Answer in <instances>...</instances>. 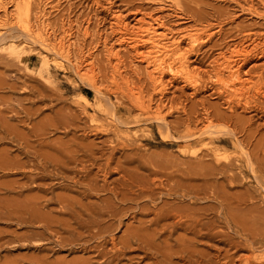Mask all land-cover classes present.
<instances>
[{
	"label": "bare ground",
	"instance_id": "obj_1",
	"mask_svg": "<svg viewBox=\"0 0 264 264\" xmlns=\"http://www.w3.org/2000/svg\"><path fill=\"white\" fill-rule=\"evenodd\" d=\"M32 1L27 0V3L30 4ZM248 1H250L248 5L252 4L250 5V12H253V14L257 11V8L254 7L257 2L264 7V0ZM96 5H98V2ZM103 12L109 22L110 35L106 36L105 40H103L104 42H102L105 46L106 54L105 64H101L102 66L98 67L100 71L97 73L101 75L96 74L97 76L92 77V79L89 78L91 81L89 87L95 91L98 97L99 105L94 110H97V113H106L109 120H111L114 118L115 113L113 114V112L117 113L123 109L128 113L129 118L125 121L118 119V124L128 126L127 128H131V126L135 127L133 129L139 128L138 131H142L140 126H145L149 122L150 124L156 122L160 126L159 133L165 141L170 138L169 135L171 134V125H169L170 123L168 124V118L177 114L178 117H176L182 126V141L178 139V141L182 142V145L177 151L184 165L181 166L180 164L177 165L163 160L150 163H144L143 161V163H139V166L131 168L135 164L128 154L132 146L122 140L130 131H120L123 127L120 128L114 121L109 122L107 125L98 123V117L95 114H89V108L92 107L91 101L82 93L80 94L81 100L77 103V106L81 108L80 112L84 117L83 119L89 121V126L85 125L81 129L80 137L74 136L72 140L75 144L73 145L74 150L71 149L73 152L65 150L58 155L59 157L53 154L51 156L53 159H50V157L46 158V154L37 155L40 156V160L33 165L31 170L33 168L34 170L30 174L24 173L25 176H29L25 177L26 180L23 177L22 179L26 181V185L29 182H34V184L37 181L46 182V184L42 183L43 185L41 184L36 188L42 193L55 190L54 187L56 185L60 189H70V195H73L70 196V209L68 206L69 202L59 196L55 198L58 202L57 204H59V209L70 211L68 212V214L70 213V227L68 228L70 232L68 233H70V237L75 236L72 243L74 245L77 243L83 244L81 247L83 252L88 250L96 251L95 253H98L97 257L102 260L101 264H119L122 259L134 254H142L141 256L139 255V258L135 257L138 260V264H218L221 257H223V250L215 246L207 247L206 252L199 250L200 239L204 238V235L202 234V228L199 229L203 220L199 213H203V210L196 208L198 201L201 200L197 191H200L201 187H203L202 195L204 194L205 200L207 198L210 203L207 211L210 212L207 215V220L209 221L207 225L208 234L206 233L207 237L204 239L207 238L210 241H214L218 237V232H215L214 227L216 224L214 219H216L218 212V208L214 205L215 196H217L214 191L215 182L218 180L217 176H225V181L232 185L237 178L232 173L234 168H237L241 174L251 172L255 175L257 181L259 179L258 174L260 171L254 162L257 157L264 156V62L259 64L260 66L256 64L264 60V34L262 36V34H252L250 31H248L249 33L244 32L245 34L240 35L241 37L237 40L225 43L219 49V52L213 53L211 51V54H207L209 51L207 53L204 51L205 54L203 55L202 47L208 43L207 40L206 42L204 41L203 37L208 36V32L216 25L207 23V26L204 25L205 27H202L200 25L201 27H199L198 24L192 28L174 32L160 16L157 17L141 10L134 12L130 17L124 16L118 10H114L113 6L105 7ZM258 12V15L261 14ZM4 14V18L0 17V26L1 24L5 26V22H9L11 19L8 13ZM29 15H31L29 7L26 10H22V13L19 14L20 19L22 17L25 19L26 17L25 24L20 27V30L21 28L24 29V35L25 37L27 36L26 39L30 37V40H34L45 53L54 54L59 46H64L62 41H58V30L49 27L50 25L45 26L44 24V28H42L41 24L37 31L34 30L35 28L30 27ZM42 15L45 16L46 14ZM261 16L264 19V14ZM13 19H16V17ZM30 19L32 18L30 17ZM13 21L15 22V20ZM39 22H41V18ZM62 25V30L69 36L66 25ZM219 26L217 25V27ZM70 31L72 30L70 29ZM83 36H90L87 29ZM211 36L209 35V40L212 39ZM2 37L0 36V39H3ZM63 39L61 38V40ZM110 41H114L120 50L122 49L126 52L125 56H128L129 63H127V57L124 58L122 52L123 56H121L120 50L117 51L115 50L116 47L109 46ZM72 47L73 45L70 44V49H73ZM57 54L59 53L57 52ZM41 55L45 59L44 62H47L44 53ZM68 56L70 57V55ZM79 59L75 62L71 61L70 58V65H72L73 72H75L77 77L82 79L89 76L86 74L88 72L86 70L90 67V64L92 65L90 63L92 57ZM19 63L27 66L25 60ZM251 63H254V65L250 67L249 64ZM248 66L250 68H247ZM171 85L180 88L179 101H185L184 104L190 98L196 99L199 95L209 94V98L198 101L196 105L199 110L195 109L197 110L196 113H189L187 105L181 104L182 102L175 104V99H172L171 103L168 101ZM111 97L121 102L120 104L123 107H117L118 105L115 106V103L111 104L109 101ZM210 98L216 100L215 103L211 102L212 104H210ZM104 106H106L107 110L106 108L104 109ZM112 107L114 109H109ZM195 110L193 111L195 112ZM133 113L136 114L133 115ZM248 114L251 116L249 115V117L245 118ZM70 127H72L71 124ZM111 133L117 139H121V144L118 143L120 145L117 144L118 146L106 148V141H101V145L97 143L98 139L108 138ZM127 136L128 138L131 137L130 140L133 138L131 135ZM92 137L94 140H91ZM96 140L97 142H95ZM136 140L138 141L137 137ZM131 141H134V138ZM85 142L87 143L84 144ZM230 144L236 150L235 155L229 154L228 145ZM118 154L119 157L117 156ZM206 158L210 159L211 163ZM203 166H207L205 171L202 170ZM16 167H11V169L14 170ZM25 167L22 166L23 169ZM66 173L70 174V176H66ZM210 179H214L213 183L209 182ZM56 180H62V182L56 183ZM47 181H51L54 184H47ZM27 186L29 187V185ZM93 197L96 198L97 204L94 205L93 202L84 203L85 200ZM188 198L191 202L185 205L184 202ZM172 199L177 201L171 202L170 200ZM55 202H53V205H55ZM47 204L46 208L48 207ZM41 205L43 206V204ZM48 209L51 210L50 208ZM41 210L46 209L42 208ZM218 210L222 209L219 208ZM51 212L54 213L55 211L51 210ZM49 216H46V218ZM208 216H211V218L209 219ZM11 217L13 216L11 215ZM17 218L19 219V217ZM31 221L29 220V222ZM33 224H37L36 221ZM68 224H65V226ZM49 227L48 229H51ZM68 229L66 228L67 231ZM61 230L65 229L62 227ZM48 231L51 232L49 235L57 239L56 243L60 247L62 243L60 230H55L56 232L54 233L52 230ZM121 232L123 234L118 236V233ZM180 233H184V235ZM93 241L96 243L95 246H85L90 242L94 243ZM135 258H130L129 256L128 260L133 261ZM255 260L256 264H264V260L259 258H255ZM135 262L134 260V264H136ZM82 263L85 264L86 261ZM249 264L251 263L249 262Z\"/></svg>",
	"mask_w": 264,
	"mask_h": 264
},
{
	"label": "rangeland",
	"instance_id": "obj_2",
	"mask_svg": "<svg viewBox=\"0 0 264 264\" xmlns=\"http://www.w3.org/2000/svg\"><path fill=\"white\" fill-rule=\"evenodd\" d=\"M97 2L101 7L96 5ZM249 2L250 1L248 0H33L31 2L33 4L32 5L31 3L28 4L27 0H0V17L4 18V13H8V16H10L9 18H11V22L9 21L11 24L9 22H5L6 25H3L4 27L2 24V27L0 26V36H3V39H0V154H2L0 155V264H84L82 263L83 261H86L88 264L102 263V260L97 257L98 253H95L96 251L93 250L92 252V250H88L83 252L81 248L83 244L77 243L74 245L72 243L75 236L70 237V233H68L70 232V229H68L70 227V213L68 214V212L70 211H62L59 209V204H57L58 202L55 198L59 196L60 198H63V200L69 202L68 206L70 209V196L72 195H70V189H60L58 188L59 186L56 185L54 187L55 190L48 191L50 194L48 192H39L38 189H36L37 186L42 183L46 184V182L37 181L36 184H34V182H29L27 184L29 185L28 187L25 183L26 181L24 180H26L29 175L25 176L24 173L30 174V172L34 170V168L31 170L33 165L38 163L40 160V156L37 155L46 154V158L50 157V159H53L51 157L53 154L56 157H59L58 155L65 150L73 152V145L75 144L72 140L74 139V136L80 137L81 129L85 127V125L89 126V121L87 119H83L84 117L80 112L81 108L77 106V103L81 100L80 94H85L91 101L92 107L89 108V114H95L99 121H102H98V123L107 125L109 122L114 121L115 124H118V119L125 121L129 118L128 113L123 109L117 113L113 112V114H115L114 118L111 120H109L106 113H97V110H94V108H97V105H99L98 97L95 91L89 87V84L91 83L89 78L92 79V77L97 76L99 74L97 72L100 71V68L98 67H101V64H105L104 59L106 50L102 42H104L103 40H105L106 36L110 35L109 22L105 17L106 15L103 12V9H105V7L113 6L114 10L120 11L127 17H130L138 10L157 17L160 16V18L164 19L163 21L168 25V27L174 30V32H180L183 31L182 29L185 30L190 27L192 28L194 25L198 24L199 27H201L200 25L205 27L204 25L207 26L208 24L216 25L213 26L210 32H208V36L203 37L204 41L206 42L207 40L208 43L202 47V53L204 51L206 53L209 51L207 54H211L212 52H219V49L222 48L225 43L237 40L245 33H249L248 31L252 34H262L263 36L264 19H262L263 17L261 15L264 14L262 13V11H264V7L259 2L255 1L259 5L257 3L254 4L257 11L253 14V12H250V5L252 4L250 3V5H248ZM28 7L29 13L31 11V15L28 17L29 25L31 23L30 27L33 29L35 28V31H37V28L41 24L42 28H44L45 24V26L50 25L49 27H52L54 30H58V41H62L64 46H59L56 53H45L42 51L41 47L34 42V40H30V37H28L29 39H26L27 36L25 37L23 28H21L22 31L20 30V27H22L26 22V17L25 19L24 17L20 19L19 14L22 13V10H26ZM43 11H46L47 13ZM41 12L46 15L43 16ZM257 12L261 13L259 14L260 16ZM14 17H16V19H13ZM30 17L32 19H30ZM40 18L42 23L39 22ZM12 19L15 20V22ZM62 24L66 25L69 36L62 30ZM217 25L220 26L217 27ZM15 27L19 32L15 29ZM70 29L72 31H70ZM86 29L90 33L89 37L83 36ZM209 35L212 38L210 39L211 41L209 40ZM61 38L66 39H63V41ZM70 44L73 45V49H70ZM115 45L114 41H110L109 46L116 47L115 50L119 51L120 48ZM14 50L16 51V54L14 53ZM57 52L59 54H57ZM121 52L123 53L124 58L127 57L126 61L128 60L127 63H129L130 60L128 59V56H125L126 52L122 49L120 50V53ZM43 53L47 58V62H44L45 59L43 55H41ZM122 53L121 56H123ZM68 55H70V57ZM90 57H92L90 60L92 65L88 63L90 64V67L86 70L88 71L86 74L89 76L80 79L77 77L75 72H73L74 69L72 68V65H70V58L71 61L76 62L77 60H80L79 58L84 59ZM24 60L27 62V66L23 63H19ZM263 62L264 60L260 61L256 65L260 66L259 64H263ZM249 65L251 67L254 63ZM250 67L248 66L247 68ZM100 75L101 74H99V76ZM178 88L179 87L177 86H172V88L169 89L168 101L171 103V100L175 99V104H179V102L184 104L185 101H179L181 92L180 88ZM207 98H209V94L199 95L196 99L190 98L184 105H187L189 113H196L197 110H199L196 103L203 99L207 100ZM109 101L111 104L115 103V106L118 105L117 107H123V105L120 104L121 102L117 101L114 97H111ZM209 101L210 104H212L215 103L216 100L210 98ZM174 102L172 103L174 104ZM105 108L106 106H104V109ZM109 109L114 108L112 107ZM193 110H195V112ZM135 114L136 113H133V115ZM249 115L250 114L246 115L245 118L249 117ZM176 116L178 117L176 114L168 118V124L170 123L169 125H171V134L169 135L170 138L166 139V141L161 137L159 133L160 126L156 122H152L151 124L149 122L145 126H140V130H142L143 133L142 131H138L139 128L133 129L135 127L131 126V129L127 128L128 126H123L120 123L118 124L120 128L123 127L120 131L129 130L132 134H134L132 135L130 132H125L127 133L126 137L128 138L127 135H131L133 136L134 141H131L133 138L130 140L131 137L128 139L126 137H123L124 139L121 137L123 141H126L128 144L130 143L129 145L132 146V149L128 151V154L131 156L130 159H132L135 164L131 168L139 166V163H143V161L144 163H150L160 162L163 160L177 165L180 164L181 166L184 165V163L181 162V156H179L180 154L178 152L180 146L182 145V126ZM70 124L72 127H70ZM112 134L113 133H111V135ZM111 135H109L108 138L104 137L102 139H98V142L97 140L95 142L101 145V141H106V148L120 145L121 139L119 140L113 135L111 137ZM135 135L139 142L136 140V137H134ZM174 139L176 141L180 139L181 141L179 140L176 142ZM91 140H94V138L92 137ZM109 141L110 143H108ZM86 143L87 142L84 144ZM138 144L140 146L142 145V147ZM228 149L229 154H236V150L233 149L232 144L228 145ZM117 156L119 157V154ZM206 160L211 163L210 159L208 160L206 158ZM254 163H256L257 168H259L260 171L258 174V181L253 173L245 172V174H241L237 168H234L232 173L237 177L235 183L232 185L225 181V176H217L218 180H216L217 182H215L216 184L214 186V191L217 196H215L216 199L214 201V205L218 209L221 208L222 210L219 211L217 209L218 212L215 217L216 219H214L216 223L214 225L215 232H218V237H216L214 241L212 240L213 243L207 238L204 239L208 234L207 225L209 221L207 220V215H209L210 212L207 211L210 203L207 198L205 200V195H202V191L204 189L203 187H201L200 191H197L201 200L198 201L199 203L196 208L203 210V213H199L197 211L199 216L203 219L201 223L202 226L199 229L202 228V234L204 235V238L200 239L201 245L199 246V250L206 252V249L209 246H215L216 248L218 247V249L223 250V257H221L218 264H249V262L251 264H256L257 262L255 258L264 260V156L257 157ZM15 164L16 166L18 164L19 165L16 167ZM10 166L12 168L16 167L17 170H12ZM22 166L26 167L23 169ZM5 167L8 169H5ZM25 169L27 170L25 171ZM206 169L207 166H203L202 170L205 171ZM67 175L70 176V174L66 173V176ZM22 177L26 178L23 180ZM213 180L214 179H210L209 182L213 183ZM59 182L61 183L62 180H56V183ZM50 183L52 182L47 181V184ZM40 197L45 199L42 198V200ZM170 201L174 202L177 200L172 199ZM53 202H55V205H53ZM86 202H93L94 205L97 204V200L94 197L84 201V203ZM190 202L191 200L188 198L184 203L185 205H188ZM41 204H43V206ZM46 204L48 206L47 208ZM41 207L46 210H41ZM48 208L55 212H51ZM60 213L62 214L59 215ZM11 215L14 218L11 217ZM46 216L49 217L46 218ZM17 217H19V219ZM208 218L210 219L211 216H208ZM33 219L37 224H33L35 222ZM29 220H33L31 221L33 223L29 222ZM37 220L38 222L42 221V223H38ZM62 223L64 224L62 225ZM67 223H69V226H65ZM48 227L51 229H48ZM62 227L65 230L62 231ZM48 230H52L53 233L60 230V237L62 238V243L60 245L62 247H59L56 243V238L49 235L51 232ZM122 234L123 232L118 233V236H121ZM180 234L184 235V233ZM188 238H190V236H188ZM88 244L85 246L92 247L95 246L96 243L90 242ZM134 255H132L134 257L128 255L125 259H122V262L120 261L119 264H131V262L134 264V260L136 261L135 263L138 264V260L135 257L139 258L142 254ZM129 256L130 258L135 259L130 261L128 260Z\"/></svg>",
	"mask_w": 264,
	"mask_h": 264
}]
</instances>
